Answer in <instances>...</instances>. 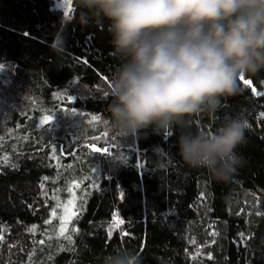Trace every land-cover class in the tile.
Wrapping results in <instances>:
<instances>
[{
    "label": "trees",
    "instance_id": "1",
    "mask_svg": "<svg viewBox=\"0 0 264 264\" xmlns=\"http://www.w3.org/2000/svg\"><path fill=\"white\" fill-rule=\"evenodd\" d=\"M74 13V0L69 18L54 0H0V264H103L116 249L141 264H264V72L190 121L214 131L226 113L248 119L244 163L217 182L180 161L179 128L111 133L107 21ZM57 32L62 55L49 47Z\"/></svg>",
    "mask_w": 264,
    "mask_h": 264
},
{
    "label": "clouds",
    "instance_id": "2",
    "mask_svg": "<svg viewBox=\"0 0 264 264\" xmlns=\"http://www.w3.org/2000/svg\"><path fill=\"white\" fill-rule=\"evenodd\" d=\"M82 26L107 21L111 55L117 61L105 98L109 129L118 139H138L142 130L180 129V161L227 182L244 163L243 113L224 114L214 131L192 130L193 117H215L242 93L241 77L264 72V0H74ZM63 32L50 50L64 53ZM103 264H141L116 249Z\"/></svg>",
    "mask_w": 264,
    "mask_h": 264
},
{
    "label": "snow or ice",
    "instance_id": "3",
    "mask_svg": "<svg viewBox=\"0 0 264 264\" xmlns=\"http://www.w3.org/2000/svg\"><path fill=\"white\" fill-rule=\"evenodd\" d=\"M69 2H70V0H69ZM85 63H86V61H85ZM241 81H242L245 85H250V84H251V82H250L249 80H246V79H244L243 77H241ZM252 90H253V92L255 93V88H253ZM65 95L67 96V103H68V104H71V103L74 102L72 96L68 95L67 93H65ZM63 110H64V111H68L67 107H65ZM70 114H75V110H72V111L70 112ZM261 115L264 116V113H261ZM91 119H92L93 121H95V120H97L98 118L95 117V116H93ZM51 120H52V117H51V116H44V117L41 119L40 124H41V125H47V124L51 123ZM53 151H55V149H53ZM92 151H94V152H101V151H102V152H104L105 154H108V153H109V148H103V149H102V148H99V147H93V148H92ZM138 166H141V167H142V165H138ZM45 180H47V177H45ZM69 204H73V201H69ZM72 215H75V213H73ZM119 223H122V221H120ZM63 231H64V229H62V232H63ZM109 234H111V229H110ZM66 239H68V240L70 241V240H71V237L68 236V237H66ZM41 243H43V241H41Z\"/></svg>",
    "mask_w": 264,
    "mask_h": 264
},
{
    "label": "rangeland",
    "instance_id": "4",
    "mask_svg": "<svg viewBox=\"0 0 264 264\" xmlns=\"http://www.w3.org/2000/svg\"><path fill=\"white\" fill-rule=\"evenodd\" d=\"M54 6L56 8L62 9L67 18L72 15V0H54Z\"/></svg>",
    "mask_w": 264,
    "mask_h": 264
}]
</instances>
